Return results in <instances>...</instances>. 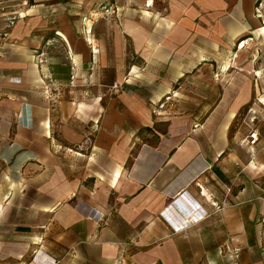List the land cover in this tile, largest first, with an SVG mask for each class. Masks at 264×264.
Masks as SVG:
<instances>
[{
    "label": "crops",
    "instance_id": "obj_1",
    "mask_svg": "<svg viewBox=\"0 0 264 264\" xmlns=\"http://www.w3.org/2000/svg\"><path fill=\"white\" fill-rule=\"evenodd\" d=\"M37 1L0 10V264H264V167L229 151L264 94L259 0ZM47 39L57 80L76 64L57 102L34 56ZM182 193L208 215L173 232L161 211Z\"/></svg>",
    "mask_w": 264,
    "mask_h": 264
},
{
    "label": "rangeland",
    "instance_id": "obj_2",
    "mask_svg": "<svg viewBox=\"0 0 264 264\" xmlns=\"http://www.w3.org/2000/svg\"><path fill=\"white\" fill-rule=\"evenodd\" d=\"M37 0H0V10L12 11V10H30L32 5L35 4ZM44 2H50L54 5L49 6V9L53 6L55 10H70L73 7L77 6H89L92 10V2L91 0L78 1V0H38L39 8H44ZM99 10H95L98 12L97 19H112L115 14L110 12L108 6L104 3L99 5ZM256 14V13H255ZM260 20L263 23L264 19V10H261ZM9 15H4L5 18ZM0 18H2L0 16ZM135 60V58H132ZM259 76V75H258ZM262 76V75H261ZM261 86L264 88V79L260 80ZM170 96H165L162 98L161 102L158 104L157 108H163L167 112L174 111L173 109L169 111L167 106V101ZM162 104V106H160ZM180 113H186L184 111H180ZM204 113L197 112L198 119H202L204 117ZM255 134V140L252 142L250 136L251 134ZM233 135L237 136V142L234 143L233 148H229L232 153L237 154L238 152H244L245 156L249 159L251 157L257 156V160L260 161V166L264 167V94L253 95L249 104H247L244 108L240 110L237 117L229 127V136ZM255 142V143H254ZM254 146L252 149L251 146ZM254 151V152H253ZM232 160H234L232 158ZM236 160V159H235ZM250 161V160H249ZM247 161L245 165H248L250 162ZM235 164V163H234ZM262 183H264V175L262 176ZM262 214L264 215V207L262 208ZM261 230L264 232V222L260 224ZM220 257L227 256L224 251L220 250ZM229 260V255L226 257Z\"/></svg>",
    "mask_w": 264,
    "mask_h": 264
},
{
    "label": "built area",
    "instance_id": "obj_3",
    "mask_svg": "<svg viewBox=\"0 0 264 264\" xmlns=\"http://www.w3.org/2000/svg\"><path fill=\"white\" fill-rule=\"evenodd\" d=\"M25 2L26 0H24V3ZM263 9H264L263 0H259L255 7L256 16L260 17L261 10ZM16 17L17 15L13 14L11 17H9L6 20V24L1 33L2 36L7 35L8 30L9 28L13 26L16 20ZM263 23H264V19H263ZM88 33H89V30H88ZM53 44H54L53 39H47L44 42L43 46L34 52V56H35L36 63L39 66L40 73H41V87H42L41 91L46 98L50 99L52 102H57L62 97V92L64 88H68V87L71 88V87L76 86L75 84L76 64L74 63L71 56L68 55L69 60H70L69 80L66 83H63L57 80L53 76L52 72L50 71L48 67V64H49L48 63V48L51 47ZM93 68L94 66L93 64H91L89 66V70L92 71ZM120 86H121V83H118L115 81L112 83L110 89L116 90L120 88ZM160 106H162V104ZM17 122L25 123V125L31 126V117L29 113L24 112L23 115L17 118ZM255 137H256L255 134L252 133L251 134L252 142L255 140ZM180 196L184 197L186 199L185 202L189 203V205H187V203H184L181 199H179V197H177L173 199V201L164 210L161 211V215L169 223L173 232L183 231L187 229L188 227L194 225L195 223L205 219L206 216L208 215L207 210L202 208L200 204H196V202L194 203L191 202L187 198L186 194L182 193ZM205 198L209 200V198L207 197ZM176 203L180 204V207L178 208L180 211V214L177 213L176 211H173V213L169 212L170 209L172 210V204L175 205ZM211 204L214 208H218L216 203L211 202ZM36 257L37 255L34 254L33 259H35ZM57 262L58 260L56 259H49V260L43 261V264H57ZM118 263L120 264V261H118Z\"/></svg>",
    "mask_w": 264,
    "mask_h": 264
},
{
    "label": "bare ground",
    "instance_id": "obj_4",
    "mask_svg": "<svg viewBox=\"0 0 264 264\" xmlns=\"http://www.w3.org/2000/svg\"><path fill=\"white\" fill-rule=\"evenodd\" d=\"M206 194V193H205Z\"/></svg>",
    "mask_w": 264,
    "mask_h": 264
}]
</instances>
